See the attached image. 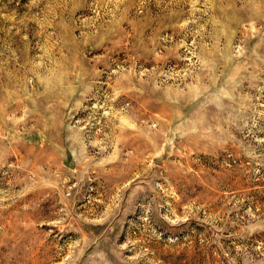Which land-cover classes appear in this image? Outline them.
Here are the masks:
<instances>
[{
	"label": "rangeland",
	"instance_id": "374dc122",
	"mask_svg": "<svg viewBox=\"0 0 264 264\" xmlns=\"http://www.w3.org/2000/svg\"><path fill=\"white\" fill-rule=\"evenodd\" d=\"M0 264H264V0H0Z\"/></svg>",
	"mask_w": 264,
	"mask_h": 264
}]
</instances>
